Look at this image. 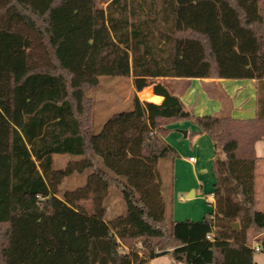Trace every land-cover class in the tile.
<instances>
[{
	"label": "trees",
	"instance_id": "obj_1",
	"mask_svg": "<svg viewBox=\"0 0 264 264\" xmlns=\"http://www.w3.org/2000/svg\"><path fill=\"white\" fill-rule=\"evenodd\" d=\"M131 75L163 100L133 91L95 132L100 77ZM165 77L255 79L256 115L196 114ZM177 120L214 146V203L200 220L167 212L162 163L177 153L165 135ZM263 138L264 0H0V264H152L166 253L172 264H254ZM55 155L68 159L56 166ZM75 173L83 182L62 187ZM112 186L124 209L108 214Z\"/></svg>",
	"mask_w": 264,
	"mask_h": 264
},
{
	"label": "crops",
	"instance_id": "obj_2",
	"mask_svg": "<svg viewBox=\"0 0 264 264\" xmlns=\"http://www.w3.org/2000/svg\"><path fill=\"white\" fill-rule=\"evenodd\" d=\"M157 81L167 84L186 106L197 114L227 111L228 115L237 118H251L256 115L257 80L255 79L165 77ZM130 82L129 95L130 92L135 91L142 101L160 103L163 100L161 94L154 92L153 84L143 88H148L152 97H140L139 93L143 89L135 90L132 75ZM168 129L165 139L177 153L172 161L162 163L163 194L167 202L168 215L173 220H200L208 209L206 201L210 196H212V207L214 203L215 175L211 172L214 157L213 142L205 132H199L198 126L189 120L171 122L168 124ZM191 156L194 160H190ZM249 243L254 245L256 240L249 237ZM167 254L171 256L170 253ZM159 257L153 258L151 263L163 264L157 261ZM254 260L256 264V255Z\"/></svg>",
	"mask_w": 264,
	"mask_h": 264
},
{
	"label": "rangeland",
	"instance_id": "obj_3",
	"mask_svg": "<svg viewBox=\"0 0 264 264\" xmlns=\"http://www.w3.org/2000/svg\"><path fill=\"white\" fill-rule=\"evenodd\" d=\"M105 5V4H104ZM131 76H101L99 86L92 93L95 98L93 107V130L96 132L100 129L104 120L114 111H117L126 105L125 97L129 95ZM133 92V91H132ZM130 92V94L132 93ZM130 96V95H129ZM197 114V113H196ZM216 115H228L227 111H215ZM256 154L259 157L255 167V188L257 197V207L264 210V138L256 142ZM68 159L66 155H55V165L63 166ZM213 172V170L211 171ZM86 176V173H75L66 178L62 187H72L81 184ZM212 185V184H211ZM209 195V194H208ZM80 204L85 210H92L91 200H81ZM207 211L212 210V196L206 201ZM124 209V202L122 200L119 190L112 186L110 195L107 198V212L108 214L118 213ZM168 212V211H167ZM203 214V216L206 214ZM201 217V219L203 218ZM258 233L253 229L249 230V237L256 239ZM252 244V243H250ZM255 244V243H254ZM256 264H264V253L260 251L255 252ZM158 262L163 264H170L172 258L169 254L161 255ZM182 264V263H174Z\"/></svg>",
	"mask_w": 264,
	"mask_h": 264
},
{
	"label": "built area",
	"instance_id": "obj_4",
	"mask_svg": "<svg viewBox=\"0 0 264 264\" xmlns=\"http://www.w3.org/2000/svg\"><path fill=\"white\" fill-rule=\"evenodd\" d=\"M190 160H194V157L191 156V157H190ZM252 247H253V249L255 250V252H256V251H260V252H262V247H261L260 243L256 242L254 245H252ZM263 253H264V252H263Z\"/></svg>",
	"mask_w": 264,
	"mask_h": 264
},
{
	"label": "water",
	"instance_id": "obj_5",
	"mask_svg": "<svg viewBox=\"0 0 264 264\" xmlns=\"http://www.w3.org/2000/svg\"><path fill=\"white\" fill-rule=\"evenodd\" d=\"M233 226H234L236 229H238V228H239V223H238V222H234V223H233Z\"/></svg>",
	"mask_w": 264,
	"mask_h": 264
}]
</instances>
